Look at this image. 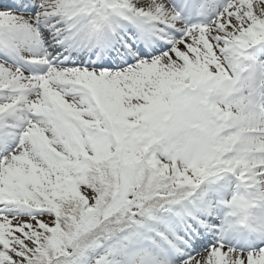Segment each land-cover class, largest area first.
I'll list each match as a JSON object with an SVG mask.
<instances>
[{
  "label": "snow or ice",
  "instance_id": "1",
  "mask_svg": "<svg viewBox=\"0 0 264 264\" xmlns=\"http://www.w3.org/2000/svg\"><path fill=\"white\" fill-rule=\"evenodd\" d=\"M258 41L264 0H0V264H264L201 189H264V155L187 134Z\"/></svg>",
  "mask_w": 264,
  "mask_h": 264
},
{
  "label": "clouds",
  "instance_id": "2",
  "mask_svg": "<svg viewBox=\"0 0 264 264\" xmlns=\"http://www.w3.org/2000/svg\"><path fill=\"white\" fill-rule=\"evenodd\" d=\"M198 86L199 82L192 87ZM195 100L198 111L188 121L187 134L199 148L235 147L248 163L264 155V66L238 59L231 78H210ZM223 203L232 226L264 227V189L235 190Z\"/></svg>",
  "mask_w": 264,
  "mask_h": 264
},
{
  "label": "rangeland",
  "instance_id": "3",
  "mask_svg": "<svg viewBox=\"0 0 264 264\" xmlns=\"http://www.w3.org/2000/svg\"><path fill=\"white\" fill-rule=\"evenodd\" d=\"M259 57L264 58V44L261 41L251 43L250 46L243 50V55H241L240 59L244 63L248 64L250 60H259ZM235 176L236 175L233 173H225L219 178L205 181L201 185V189L204 190L206 200L208 201V213L211 215L212 221L217 224H219L220 215L215 209H213L214 203L216 202L218 206L223 208L222 216L225 218L226 206L223 201L230 198L233 191L237 190L238 185L240 184V181L236 182L234 179ZM223 189L228 191L230 195H228L227 192L222 191ZM215 223L214 225L216 226ZM225 229L227 231L229 229L230 232L235 231L234 226H230Z\"/></svg>",
  "mask_w": 264,
  "mask_h": 264
},
{
  "label": "bare ground",
  "instance_id": "4",
  "mask_svg": "<svg viewBox=\"0 0 264 264\" xmlns=\"http://www.w3.org/2000/svg\"><path fill=\"white\" fill-rule=\"evenodd\" d=\"M261 62H262V65H261V66H264V61L261 60ZM234 179L236 180V182H239L237 176H235ZM213 209H215V210L219 213V215H220V219H219V229H218V231H217V235H216V238H215V239H216V240H218V239H223L226 243L239 245V243L236 241L237 238H235V240H233V243H232V242H230V240H229V238H228V235H229V234H227L226 236H223L222 233H221V229H223V228L225 227V224H226V220H225V219L223 218V216H222L223 208H222L221 206H218V205L216 204V202H215V203H214V206H213ZM240 234L244 235L245 238H250V237H252V231H251L250 228H247V227H245V228L243 229V232L238 231V236H239ZM250 240H251V239H250Z\"/></svg>",
  "mask_w": 264,
  "mask_h": 264
}]
</instances>
